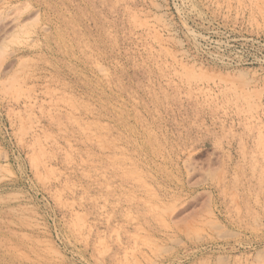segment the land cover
<instances>
[{
  "label": "rangeland",
  "instance_id": "374dc122",
  "mask_svg": "<svg viewBox=\"0 0 264 264\" xmlns=\"http://www.w3.org/2000/svg\"><path fill=\"white\" fill-rule=\"evenodd\" d=\"M0 264H264V0H0Z\"/></svg>",
  "mask_w": 264,
  "mask_h": 264
}]
</instances>
